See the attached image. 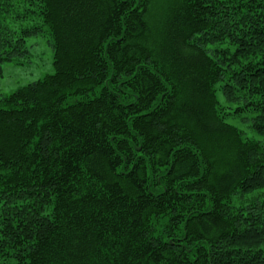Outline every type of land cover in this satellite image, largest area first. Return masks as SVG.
<instances>
[{
  "label": "trees",
  "instance_id": "obj_1",
  "mask_svg": "<svg viewBox=\"0 0 264 264\" xmlns=\"http://www.w3.org/2000/svg\"><path fill=\"white\" fill-rule=\"evenodd\" d=\"M43 32L53 72L0 95V264H264V0H0V76Z\"/></svg>",
  "mask_w": 264,
  "mask_h": 264
},
{
  "label": "rangeland",
  "instance_id": "obj_2",
  "mask_svg": "<svg viewBox=\"0 0 264 264\" xmlns=\"http://www.w3.org/2000/svg\"><path fill=\"white\" fill-rule=\"evenodd\" d=\"M30 23L31 21L28 22V24ZM48 41V33L45 32L36 37L29 38L28 44H34V46L30 47L29 58L25 62L22 61L21 64L7 63L4 65L3 73L0 76V95L9 94L19 86L40 79L44 75L53 72L52 50ZM216 96L219 101L223 102L219 91H216ZM227 122L239 129H244L245 123L239 116L228 119Z\"/></svg>",
  "mask_w": 264,
  "mask_h": 264
}]
</instances>
